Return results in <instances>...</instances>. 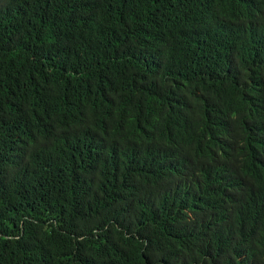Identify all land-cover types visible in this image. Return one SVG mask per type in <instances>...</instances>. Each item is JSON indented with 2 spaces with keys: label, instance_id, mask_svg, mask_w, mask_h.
I'll return each instance as SVG.
<instances>
[{
  "label": "trees",
  "instance_id": "1",
  "mask_svg": "<svg viewBox=\"0 0 264 264\" xmlns=\"http://www.w3.org/2000/svg\"><path fill=\"white\" fill-rule=\"evenodd\" d=\"M0 264H264V0H0Z\"/></svg>",
  "mask_w": 264,
  "mask_h": 264
}]
</instances>
